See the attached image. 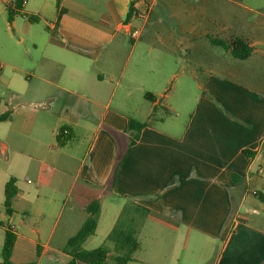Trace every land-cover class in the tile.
Wrapping results in <instances>:
<instances>
[{
	"label": "crops",
	"instance_id": "obj_1",
	"mask_svg": "<svg viewBox=\"0 0 264 264\" xmlns=\"http://www.w3.org/2000/svg\"><path fill=\"white\" fill-rule=\"evenodd\" d=\"M8 6L0 0V113L11 110L0 121L2 205L10 177L17 191L13 212L4 221L0 212V251L7 222L12 264L68 262L65 242L91 198L100 211L85 249L131 198L149 208L150 242L138 254L139 240L126 264H175L178 236L183 249L220 239L211 264H264V216L252 200L241 211L249 195L264 203V0H25L10 19ZM227 28L251 39L246 58L207 38ZM178 76L181 98L187 85L197 90L184 122L168 118ZM128 117L148 121L131 145ZM61 126L72 137L58 145ZM162 233L175 238L163 261L154 255L157 239L170 246Z\"/></svg>",
	"mask_w": 264,
	"mask_h": 264
},
{
	"label": "trees",
	"instance_id": "obj_2",
	"mask_svg": "<svg viewBox=\"0 0 264 264\" xmlns=\"http://www.w3.org/2000/svg\"><path fill=\"white\" fill-rule=\"evenodd\" d=\"M16 9L7 7V17L10 19L12 15L20 8L22 0H13ZM59 0H56L58 7ZM132 14V7L127 12V17ZM30 22H37L38 17L33 14H25ZM215 24V23H213ZM207 38L212 44L220 45L225 50L230 52L234 57L239 59L246 58L254 46L251 39L247 36L227 28L223 33H209ZM146 97L153 100V96L145 94ZM168 109L165 110L167 114ZM152 113H156V108L153 107ZM11 110L7 109L0 113V121L9 119ZM148 124V121H140L132 117L127 119V127L129 132V145L133 144L139 137L142 127ZM72 137V133L67 127L61 126L55 136L56 143L63 145ZM121 152V151H120ZM245 155H252L255 152L244 150ZM17 188L14 178L10 177L4 184L3 189V207L6 215L13 212L12 198L15 195ZM86 217L81 223L77 231L71 235L65 242L64 251L70 255V260L61 264H77V261H82L87 264H126L134 259V253L139 249L140 242L137 238L138 233L149 214V208L136 202L131 198H126L121 206V209L115 219V222L105 240L112 243V249L105 244L92 249L82 247L83 241L94 233L97 219L100 211V204L97 198H91L85 204ZM5 225L3 243L0 251V264H12L11 253L15 242V234L11 230V226L7 222H2Z\"/></svg>",
	"mask_w": 264,
	"mask_h": 264
},
{
	"label": "rangeland",
	"instance_id": "obj_3",
	"mask_svg": "<svg viewBox=\"0 0 264 264\" xmlns=\"http://www.w3.org/2000/svg\"><path fill=\"white\" fill-rule=\"evenodd\" d=\"M5 16H7L6 13H5ZM132 20L135 21V23H138V21H139L137 18H133ZM35 26H38L40 28H44L43 23H40V24L35 25ZM4 54L5 55L8 54V46L6 45L5 47H2V42H0V56H4ZM182 78H184V76L183 77L178 76L177 78H174L172 80L171 84H169V86H168V87H170V85L172 86V84L174 86V88L170 91L171 96H172L171 103L173 104L174 110H173V112H171L169 114L170 116L168 118H172V119L176 120L177 122H184L185 120H187L189 112L191 111L192 106L194 104L195 96L197 94V90H195V87L193 85L192 86L187 85V88H185L183 90L184 98L180 97L179 88H180V84H181L180 82H181ZM163 111H164L163 108L160 107L156 111L155 115L156 116L164 115ZM153 123H155V125H157V126L166 128L164 126V124H161L156 119H153ZM260 163L262 164V166L264 168V158L261 159ZM254 187L260 188L259 185H256V186L251 185L250 186V188H254ZM0 194H2V193H0ZM251 200L254 201L255 207H257V209L259 211V216H264V203H261L259 201L258 197L253 196V195L247 196L246 200H244L243 207H242L241 211L246 212L245 211L246 207H248V206L252 207L253 204L251 203ZM0 212L2 213L1 220L4 221V218L7 219V216L4 215V207H3L1 202H0ZM65 213H66V211H65ZM256 218H258V215L252 214V215H249L248 219H249V221L252 222ZM147 232L148 231H141V229H140V231L138 233L137 238L143 244V247H142L143 249L138 254H145L146 249H144V248H146V246L149 245L150 239H149V237L145 236V234ZM171 235L172 234H165V233L158 235V237H164V238H167V241L169 240L170 246L167 248L168 250L164 246L165 241H160L159 239H157L154 242V246H155L154 255L156 258L161 259V261H163L165 259H170L171 255H173V252H171L172 249H170V247H173V244L175 243V238H174V236H171ZM182 243L183 242H181V236H178V243L176 246L177 261L175 262V264H183L186 262L187 263L192 262L194 264H211L214 261L215 256L217 255L218 249L221 245V240L220 239L215 240L213 243H210L207 240H202L199 247L196 245H193L191 243V241L189 240L185 249H183ZM101 244H105L106 246H108L109 248L112 249V243L109 241H106L105 238L101 241ZM183 250H184L183 259H181ZM134 255H136V253ZM42 262H41V264H42Z\"/></svg>",
	"mask_w": 264,
	"mask_h": 264
},
{
	"label": "built area",
	"instance_id": "obj_4",
	"mask_svg": "<svg viewBox=\"0 0 264 264\" xmlns=\"http://www.w3.org/2000/svg\"><path fill=\"white\" fill-rule=\"evenodd\" d=\"M22 2H25V0H22ZM132 35H135V31H134V32H132Z\"/></svg>",
	"mask_w": 264,
	"mask_h": 264
}]
</instances>
